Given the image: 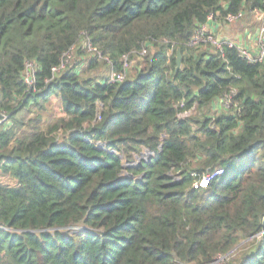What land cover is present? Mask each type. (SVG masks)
<instances>
[{
	"label": "trees",
	"instance_id": "trees-1",
	"mask_svg": "<svg viewBox=\"0 0 264 264\" xmlns=\"http://www.w3.org/2000/svg\"><path fill=\"white\" fill-rule=\"evenodd\" d=\"M254 12L264 0H0V264H264V60L191 44L210 15ZM88 47L86 69L52 73Z\"/></svg>",
	"mask_w": 264,
	"mask_h": 264
},
{
	"label": "built area",
	"instance_id": "built-area-1",
	"mask_svg": "<svg viewBox=\"0 0 264 264\" xmlns=\"http://www.w3.org/2000/svg\"><path fill=\"white\" fill-rule=\"evenodd\" d=\"M242 14H238L236 16L233 15H227L225 17V19H223L226 23H234L236 22ZM257 17H262L263 16V22L262 24L259 26L258 30L256 31L255 35L252 37L251 40H253V44H255V51L251 50L247 44L246 41H244L245 44H241V43H237L235 41H224L222 39H218L213 33L209 32L208 30H206V26L203 25L201 26L196 33L194 34V37L191 40V44L192 45H198V44H203V43H208L211 44L213 47H215L217 50L222 52V47L224 45H227L229 47H234V46H238L240 49V55L245 58L247 61H250L251 63L254 62H262L264 60V15H261L259 13H256ZM213 16L210 15L208 17L207 23L211 20H213ZM250 40V39H249ZM243 42V41H242ZM252 42V41H251ZM88 52L94 54L97 53L95 48L92 47H88ZM73 52V50L68 51L66 54H64L61 63L59 64V66L52 68V73L53 74H58L61 71L65 70L67 68V66L69 65V59H70V55ZM145 51H142V53H144ZM127 63H124V69L128 68ZM32 75H33V66L31 64H27L26 65V73H25V81L28 85L31 84V80H32ZM124 75L123 74H116V73H110V82H119L122 81L124 79ZM226 100L228 99V97H225ZM225 98L219 99V103L220 106L223 108H229V102H227L225 100ZM6 118L2 117V119L0 120V124L3 123V121H5ZM223 174V170L221 168H216L213 172H211L209 175L204 176L201 181L200 184L202 186L207 185L209 182L213 181L214 179H216L217 177H219L220 175Z\"/></svg>",
	"mask_w": 264,
	"mask_h": 264
},
{
	"label": "rangeland",
	"instance_id": "rangeland-1",
	"mask_svg": "<svg viewBox=\"0 0 264 264\" xmlns=\"http://www.w3.org/2000/svg\"><path fill=\"white\" fill-rule=\"evenodd\" d=\"M257 12H254L250 15H245V14H242L241 18H239L236 22L234 23H227L228 26L232 29V32L234 33V35H240L242 36L245 33H253L255 32L256 28H258L261 24H262V20H263V16L262 17H257L256 14ZM262 21V22H261ZM224 24H226V22L223 20L222 21ZM247 30V31H245ZM239 37V36H238ZM256 48V47H255ZM70 59L68 60L69 61V65L68 66H71V65H74L76 64L77 62L78 63H81V67H79L77 64L76 66L81 70L82 68L83 69H86V65L88 63V60L92 57V55L86 50L84 52V56H78L75 51L74 53L72 52L71 55H70ZM135 61H133L131 64H134ZM83 64V65H82ZM129 66L131 65H128V68H130ZM101 71H103V69H101ZM101 71L99 69H96L95 71H92L91 73L92 74H101ZM48 110L50 112L47 113H43V118L44 119H49L51 114L55 113L56 109H57V103H54L52 101V104L48 105L47 106ZM23 118H28L31 116V113H28V112H24L22 114ZM144 153V152H143ZM144 161L147 160L145 156L141 157ZM135 164V163H134ZM225 261L223 260H218L215 262V264H223Z\"/></svg>",
	"mask_w": 264,
	"mask_h": 264
},
{
	"label": "crops",
	"instance_id": "crops-1",
	"mask_svg": "<svg viewBox=\"0 0 264 264\" xmlns=\"http://www.w3.org/2000/svg\"><path fill=\"white\" fill-rule=\"evenodd\" d=\"M222 19H213L209 21L208 23L205 24L206 30L209 32L213 33L218 39H222L224 41H246L247 46L255 51V44H253L252 37L255 35L256 31L258 28H256L255 32L253 33H245L240 36V35H234L232 32V29L228 26V24H224L222 22ZM262 22V21H261ZM247 31V30H245ZM239 36V37H238ZM250 39V40H249ZM252 41V42H251ZM216 107L218 109L221 108L219 101L215 102Z\"/></svg>",
	"mask_w": 264,
	"mask_h": 264
},
{
	"label": "water",
	"instance_id": "water-1",
	"mask_svg": "<svg viewBox=\"0 0 264 264\" xmlns=\"http://www.w3.org/2000/svg\"><path fill=\"white\" fill-rule=\"evenodd\" d=\"M181 67V54H180V50L177 49L176 50V71H178ZM145 156L147 160H150L151 157H152V154L151 153H148V152H144V153H141L140 156L137 158V162H141V161H144L141 157ZM131 166V165H129Z\"/></svg>",
	"mask_w": 264,
	"mask_h": 264
}]
</instances>
